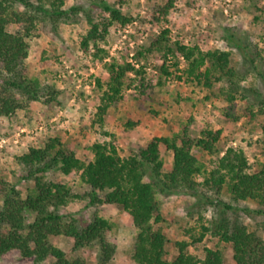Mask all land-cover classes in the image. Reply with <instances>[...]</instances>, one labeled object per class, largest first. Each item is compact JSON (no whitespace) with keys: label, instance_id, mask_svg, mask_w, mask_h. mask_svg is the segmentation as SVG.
I'll return each instance as SVG.
<instances>
[{"label":"rangeland","instance_id":"1","mask_svg":"<svg viewBox=\"0 0 264 264\" xmlns=\"http://www.w3.org/2000/svg\"><path fill=\"white\" fill-rule=\"evenodd\" d=\"M91 0H64V8L82 6L88 8ZM120 7L124 14L134 18L125 27L112 29L111 38L103 49L108 53L101 62L83 55L78 49L79 37L88 26L84 18L77 24L51 26L38 23L29 40L26 60L27 75L37 79L41 86L53 87L56 99L50 103L44 100L30 103L27 109L0 119V180H5L24 194L32 186L24 169L16 162V157L25 154L31 147H40L49 138L58 137L78 158H91L89 147L94 142L112 141L122 156H130L139 147L145 146L154 137H168L171 130L178 131L181 125L187 127L188 135L197 138L205 128L220 130L221 136L215 152L195 151L200 173L195 180L202 183L227 150H242L251 166L249 172H256L264 166V82L255 71L249 72L239 53L228 45L226 28L239 35L243 41L251 43L250 52H258L263 62L257 63L264 73V0H173L167 21L156 24L152 20V10L164 5L167 0H107ZM100 14L98 10H92ZM168 29L171 42L178 41L187 46H197L201 51H227L230 63L237 71L245 74L240 83L236 99L228 103L219 91L223 84H216L213 90L203 86L178 81L185 64L179 59V69L167 59L165 66L170 76H164L161 54L137 55L155 40L160 31ZM13 31L14 28H9ZM256 46V49H254ZM112 59L118 63L128 62L142 73H129L123 88V100L112 105L103 116V125L93 124L101 91L95 80L102 81L107 73L104 62ZM252 112L254 116H250ZM229 114V115H226ZM236 118V121L232 120ZM136 123L126 128V122ZM164 169L170 170L172 154L162 150ZM46 177L54 182L67 185L72 194L80 197L66 206L60 213L73 216L79 225L88 223L95 214L107 220L110 228L105 240L114 246L109 264H138L132 259L136 230L130 216L121 208L113 206H90L88 186L81 183L78 175L65 176L50 171ZM208 196H218L227 204L250 210L260 209L251 200L231 201L223 187L219 195L201 188ZM102 196V194L100 195ZM160 203L162 221L154 224L167 238L165 251L168 261L177 256L176 242H190L192 235L200 232V226H209L217 220L215 209L187 194L163 195L156 193ZM215 198V197H214ZM226 217L242 222L250 232L261 238L264 233L259 225L264 220L255 214L227 212ZM33 216L29 217V221ZM54 246L62 249L69 258L81 257L87 264H96L100 253L99 245L72 251V241L65 237H52ZM219 250L223 264H233L231 245L220 242L217 237L205 234L197 250L189 247V252L202 258L203 248ZM0 264H34L33 258H25L17 250L1 256ZM41 264H53L47 260Z\"/></svg>","mask_w":264,"mask_h":264},{"label":"trees","instance_id":"2","mask_svg":"<svg viewBox=\"0 0 264 264\" xmlns=\"http://www.w3.org/2000/svg\"><path fill=\"white\" fill-rule=\"evenodd\" d=\"M173 0L153 8L152 20L156 24L167 21ZM100 14H94L92 10ZM82 18L87 30L79 37L78 49L86 56L103 62L108 53L103 49L111 38L112 29L125 27L134 22L129 14L107 0H91L88 8L72 6L64 8V0H0V119L23 111L32 102L44 100L50 103L56 99L52 87L41 86L37 79L27 75L26 60L29 40L38 23H49L53 27L77 24ZM14 28L10 31L9 28ZM170 31L163 29L150 45L138 51L137 55L158 53L165 60L161 66L164 76H170L165 63L173 60L179 69V59L185 64L178 81L196 84L213 90L216 84H223L219 91L228 103H232L239 92L245 74L231 65L227 51H201L197 46H187L178 41L171 42ZM228 45L240 55L242 63L255 71L264 82V73L258 64L263 62L256 50L249 51L251 43L243 41L239 35L226 28ZM256 49V46H254ZM107 76L102 81L95 80L101 91L93 124L103 125V116L114 104L123 100V88L129 73L140 75L141 68L128 63H118L112 59L104 62ZM250 116H254L249 112ZM229 115V114H226ZM236 121V118H232ZM136 123L128 121L126 128ZM264 133V127H262ZM221 136L220 130L205 128L199 137L191 138L187 127L171 130L168 137H154L145 146L139 147L130 156H122L112 141L94 142L89 151L91 158L80 159L68 149L58 137L49 138L40 147H31L16 157V162L24 169L32 186L24 194L5 180H0V258L11 250H17L22 257L33 258L34 264L47 260L53 264H87L81 257L69 258L51 242L52 237H65L72 241V251L99 245L100 253L96 264H109L114 246L105 240L110 228L107 220L95 214L85 225L69 214L60 213L79 196L72 194L66 184L49 180L46 175L57 171L65 176L78 175L81 183L88 186L85 195L90 206H113L127 213L136 230L132 259L138 264H223L219 250L203 248V257L189 252V247L197 250L205 234L217 237L220 242L231 245L233 264H264V238L235 219L230 221L226 213L243 212L264 218V166L256 172H249V165L242 150L229 149L217 162L202 183L195 180L200 173L198 159L194 152L213 154ZM264 147V139L262 141ZM162 150L172 154L170 170L164 169ZM231 201L251 200L260 209L234 207L218 196H208L201 188L219 195L223 187ZM163 195L187 194L197 202L215 209L217 220L209 226H200V232L192 235L190 242H176L177 256L168 261L165 245L167 238L154 224L162 221L160 203L156 193ZM102 194V196H100ZM33 216L30 222L29 217ZM264 233V220L259 225Z\"/></svg>","mask_w":264,"mask_h":264}]
</instances>
